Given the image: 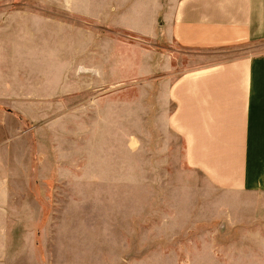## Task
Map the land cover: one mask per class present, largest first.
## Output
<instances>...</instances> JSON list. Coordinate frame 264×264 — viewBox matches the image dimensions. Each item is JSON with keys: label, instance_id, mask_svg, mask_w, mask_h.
<instances>
[{"label": "crops", "instance_id": "1", "mask_svg": "<svg viewBox=\"0 0 264 264\" xmlns=\"http://www.w3.org/2000/svg\"><path fill=\"white\" fill-rule=\"evenodd\" d=\"M87 2L72 12L83 23L42 11L0 13V103L8 118L0 120V242L10 190L63 178L64 147L55 138L72 136L73 166L75 155L90 154L79 138L90 142L101 112L120 153L128 129L137 140L156 132L159 150L175 137L184 167L217 190L251 194V264H264V0H104L110 27L175 44L181 57L85 25L99 18L95 0ZM129 81L137 89L130 103ZM111 86L119 89L94 95ZM69 97L87 103L69 113L53 106Z\"/></svg>", "mask_w": 264, "mask_h": 264}, {"label": "rangeland", "instance_id": "2", "mask_svg": "<svg viewBox=\"0 0 264 264\" xmlns=\"http://www.w3.org/2000/svg\"><path fill=\"white\" fill-rule=\"evenodd\" d=\"M95 2L99 18L95 23L85 20V25L89 22L97 32H111L109 36L128 44L143 42L182 56L175 44L110 27L104 0ZM87 6V0H0V13L42 11L83 23L72 12ZM123 86L127 91L123 97L130 103L135 82ZM117 89H97L94 95ZM86 101L69 97L53 106L69 113ZM97 107L104 109L101 103ZM5 108L0 103L1 121H8ZM127 134V151L120 153L118 136L105 115L96 113L90 142L79 138L80 150L90 154L75 155L72 166V136L59 133L55 139L64 147V177L26 182L22 190H10L0 264L256 263L251 260V194L217 190L200 173L184 167L175 137L169 148L159 150L156 132L144 131L142 140H137L135 130L128 129ZM66 167L78 170V176Z\"/></svg>", "mask_w": 264, "mask_h": 264}]
</instances>
